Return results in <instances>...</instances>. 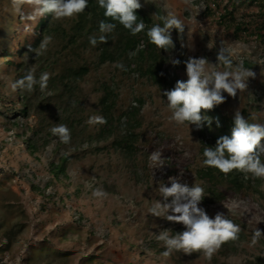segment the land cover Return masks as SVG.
I'll return each mask as SVG.
<instances>
[{
  "label": "rangeland",
  "instance_id": "obj_1",
  "mask_svg": "<svg viewBox=\"0 0 264 264\" xmlns=\"http://www.w3.org/2000/svg\"><path fill=\"white\" fill-rule=\"evenodd\" d=\"M140 2L142 16L150 19L147 30L156 24L162 26L161 18L168 12L185 25L182 38L177 30L171 32L175 48L168 52L161 50L164 62L157 80L145 75V69L141 73L128 71L125 56L118 57L121 50L116 34L107 41L113 60L104 63L100 58L103 43L99 40L96 46L90 43V37L98 39L100 34L81 35L71 43L79 15L53 19L60 31L51 36L44 58L31 59L23 48L36 41L35 25L41 18L28 21L30 27L26 31L10 0H0V264H209L197 253L174 252L168 258L163 257L165 249L157 242L156 234L170 229L174 235L184 228L151 216L149 208L161 199L159 185L167 183L169 176L181 172L182 182L204 188L197 173L204 167L202 141L215 147L219 137L231 133L228 124L236 110L249 123L264 124V43L254 39L241 42L234 35V28L219 23L218 13L232 7L231 0ZM207 6L213 12L206 11ZM22 11L27 13L31 8L24 6ZM235 11L238 22L253 21L243 4L236 3ZM181 42L185 47H181ZM221 45L231 49L233 70L243 65L256 73L255 78L249 79L247 90L238 92L235 98L225 93V103L204 113L212 118L210 126L207 123L201 129L194 125L176 126L169 120L171 113L163 96V84L168 82V88L172 89L177 80L187 79L183 61L190 56L207 58L211 62L208 71H222V65H214ZM171 59H179L181 64L173 66ZM8 60L13 64L7 66ZM117 62L127 70L114 67ZM21 63H26L37 79L45 72L50 79L43 92L39 85L34 86L30 114L20 119L21 126L16 130L8 126L2 115L13 117L6 108L11 103L7 95L15 78L24 74L17 67ZM82 67H87L88 73L74 87L77 106L73 113L82 116L77 133L94 137L100 134L105 124L86 122L92 116L105 118L99 104L103 95L101 85L106 83L116 87L117 105L111 115L115 134L98 144L90 139L83 142L80 135L63 144L58 137L48 138L50 129L62 124L65 116L63 85L58 86L54 79L67 74L69 69ZM140 108L141 126L136 129V113ZM133 132L138 134L135 149L128 153L117 149L116 139ZM26 137L39 146L36 156L26 150L23 144ZM156 150L163 154V169L149 167V156ZM65 153L72 154L69 180L51 184L50 163H57ZM237 175L243 182L242 189L219 187L224 193L219 203H213L204 189L206 200L200 206L210 216L224 212L241 227L237 253L223 256V245L210 264H246L247 260L264 258V237L254 247L250 246L256 227L264 233V180L246 179L240 172ZM96 188L106 192V197H93Z\"/></svg>",
  "mask_w": 264,
  "mask_h": 264
},
{
  "label": "clouds",
  "instance_id": "obj_2",
  "mask_svg": "<svg viewBox=\"0 0 264 264\" xmlns=\"http://www.w3.org/2000/svg\"><path fill=\"white\" fill-rule=\"evenodd\" d=\"M11 7L19 14L25 24V30L30 27L28 21L36 22L40 18L51 16L52 19H71L82 14L88 7V0H10ZM99 8L103 9L106 18L99 24V37H90L92 46L107 43V35L112 33L118 22L133 36L145 30L143 21L138 22L136 11L142 7L140 0H96ZM29 6L30 12H23L22 8ZM163 25H153L147 30L148 42L158 50L168 52L174 49L175 44L171 32L177 30L182 38L185 25L174 13L168 12L164 17ZM52 37H45L39 46L37 55L43 54L51 43ZM181 47L185 45L181 42ZM134 54V53H133ZM231 49L220 46L216 63L223 66V70L208 71L211 63L207 58L188 57L183 61L185 65L186 80H177L170 90H165L167 108L171 113L169 120L176 126H195L201 129L207 123L212 124V118L207 116V111L226 102V96L235 98L238 92L248 88L250 78H255L256 73L243 65L236 66L233 70ZM173 66L181 64L179 59H171ZM213 64V63H212ZM114 67L123 71L125 66L117 62ZM50 76L42 73L37 79L32 71L27 72L22 78L16 80L12 90L31 93L34 86L39 85L43 92L48 85ZM203 110V112H202ZM89 125L105 124L107 121L102 116H92L86 122ZM217 127L220 126L216 118ZM53 136L58 137L63 144L71 141V131L65 124H58L50 129ZM202 165L214 168L222 174L233 171L244 174L245 178L264 180V124L249 123L239 110L234 113V127L231 137L221 136L216 140L215 147L206 146L203 150ZM165 162L161 151H153L149 156V167L163 169ZM183 173L178 176H169L168 182L159 185V200L151 205L149 214L155 218H162L168 222L183 226L184 230L174 235L170 229H163L156 234L157 242L161 243L164 251L161 255L170 257L174 252L185 255L201 254L210 264L214 254L228 242L239 240L240 225L228 218L222 211H217L210 216L206 209L201 207L204 199V188L199 184L189 186L182 182ZM170 185V186H169ZM107 193L100 188L92 191L95 198L106 197ZM264 233L256 227L252 234L250 246L259 243Z\"/></svg>",
  "mask_w": 264,
  "mask_h": 264
},
{
  "label": "trees",
  "instance_id": "obj_3",
  "mask_svg": "<svg viewBox=\"0 0 264 264\" xmlns=\"http://www.w3.org/2000/svg\"><path fill=\"white\" fill-rule=\"evenodd\" d=\"M232 1V7H226L223 11L218 13V20L220 24H225L231 28H234V35L236 38L244 43L250 42L251 39L259 41L260 43H264V0H235ZM236 3L243 4L248 8L247 13L251 15L253 21L249 22H238L236 17ZM254 9H257L254 10ZM206 11L213 12L210 6H207ZM104 10L99 8L95 0L88 1V7L85 12L80 14L78 17V24L75 25V34L71 38V43H75L77 37H81L92 32L99 33V24L102 20L106 18L103 15ZM139 13V15H138ZM138 16V22L143 21L145 24V30L139 33L136 36H133L129 33L128 30L124 29L122 25H119L118 22L111 21L117 23L116 29L107 35L108 42L114 38V35L118 39V46L120 47L121 52H119L118 57L125 56L127 59V69L130 73H141L143 69L144 74L151 77L152 79L157 80L159 75L158 72L163 65L164 60L160 58L161 51L150 44L148 42V38L146 35L147 26L150 23V19L148 17L142 16V11L139 9L136 11ZM246 13H244L245 16ZM60 31L58 26L55 27L53 19L51 16L41 18L39 22L35 25V36L36 41H33V45L31 47L23 48V51L29 52V56L31 59H34L38 56L41 58L45 57V54L37 55V51L44 37ZM108 42L103 43L101 47V62H107L109 60H113V53L109 52ZM149 48H145L146 46ZM118 50V49H116ZM6 54L8 51L5 52ZM134 53V54H133ZM11 60L7 61V66L12 65ZM20 69L24 70L23 75H18L15 78V81L22 78L27 72H29V67L27 64L21 63L19 66ZM88 73L87 67H82L79 69H69L67 74L60 75L57 79H54L55 83L59 85H63V96L65 95V104L62 103V111H65V116L62 118V124L67 125V127L71 131V137H80V140L86 142L88 139L93 140L97 144L100 141H106L112 137H114V118L111 116L113 114L114 109L117 105V93L116 87L114 85L102 84L101 92L103 95L100 98L99 107L101 108L102 113L105 115V123L104 127L101 128L100 134L96 135V137L92 135H85V133H77V128H79L82 124L80 121L82 119L81 114L79 112L73 113V110L76 108V101L74 99V87L76 82L80 80L83 76ZM168 82L163 84L162 90H170L168 88ZM113 87V88H112ZM31 93L22 92L20 90L13 91L10 89L8 91V97H10L11 103L6 107L8 111L12 114L13 117H9L7 115L4 116L6 119L8 126L13 129L18 130L21 126L20 119L27 118L31 111ZM67 98V100H66ZM68 113V114H67ZM5 114V113H4ZM67 114V115H66ZM138 129L141 126V108L140 112L136 113ZM61 119V118H60ZM213 124V123H212ZM234 127V118L229 120L228 128L230 131ZM136 131V130H135ZM204 134V131L202 132ZM231 133H226V136H230ZM125 136V137H124ZM21 138V135L18 136ZM48 138H52V133H49ZM138 140V134L133 132L132 134H124L122 139H116L114 145L119 150L128 153L131 150L135 149V143ZM23 144L26 146V150L30 155L36 156L39 152V146L36 142L32 141L31 138L26 137L23 141ZM206 146L211 147L206 141H202L201 153L203 154V150ZM60 146H58L59 149ZM72 160V154H63L57 163H50V171L52 174V179L50 181L51 184L59 181L69 180L68 175V166ZM200 181H202L205 192L208 195L213 203H219L222 200L224 193L219 190V187H227L230 188L233 186V190L237 191V189H242L243 182L237 175V171H233L230 174H222L218 170L214 168L203 167L197 171ZM206 200V197H204ZM157 250L159 247L157 246ZM238 244L236 241L228 242L224 244L223 247V256H231V254L237 253ZM246 264H264V258L259 257L257 260H247Z\"/></svg>",
  "mask_w": 264,
  "mask_h": 264
}]
</instances>
